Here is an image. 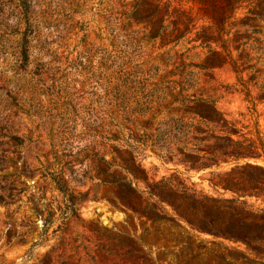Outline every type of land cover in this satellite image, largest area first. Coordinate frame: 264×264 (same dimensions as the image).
I'll return each mask as SVG.
<instances>
[{
	"label": "rangeland",
	"instance_id": "1",
	"mask_svg": "<svg viewBox=\"0 0 264 264\" xmlns=\"http://www.w3.org/2000/svg\"><path fill=\"white\" fill-rule=\"evenodd\" d=\"M213 2L0 0V264H264L261 249L210 231L264 209L263 195H240L218 183L248 188L258 171H238L245 160L198 155L190 157L198 161L192 166L152 147L161 118L147 109L157 96L152 86L168 80L176 60L203 62L206 49H187L201 44L195 39L203 27L215 26ZM259 13L264 0H246L236 15L263 32L251 33L263 41L259 50L246 47L263 59ZM176 29L187 34L173 49L171 37L150 38ZM196 52L200 58L188 57ZM257 70L255 81L242 74L250 98L230 66L196 68L195 90L217 100L238 131L235 140L248 138L264 152V98L255 85L264 82V65ZM138 100L140 113L133 111ZM128 128L147 145L130 148ZM222 143L210 139L199 149L235 148ZM251 161L264 166V157ZM202 163L209 166L198 168ZM211 198L234 202L225 203L223 216L193 202ZM168 200L196 214L205 229Z\"/></svg>",
	"mask_w": 264,
	"mask_h": 264
},
{
	"label": "trees",
	"instance_id": "2",
	"mask_svg": "<svg viewBox=\"0 0 264 264\" xmlns=\"http://www.w3.org/2000/svg\"><path fill=\"white\" fill-rule=\"evenodd\" d=\"M245 1L214 0L212 5L216 11L214 16L215 26L203 27L197 33V39H195V41L201 40V44L187 49L188 52L199 47L206 49L203 62L179 64L176 60L173 63L174 69L167 73L168 80L160 79L153 84L152 90H154L153 92L157 96L148 102L150 107L147 109L150 108L149 111L153 117H161L158 122L159 127L157 128L159 130V138L152 144V147L163 157L171 160L178 159L186 163L190 162L192 166L198 165V161L190 160V157L194 155L201 156L202 159L215 158L218 160V163H220L221 157L224 158V161L233 160L239 162L240 160H245L244 164L237 165L236 169L238 171L242 170L244 166L258 171V174H256L257 180L248 186V188L247 186L242 188L244 186L229 184L226 180H219L218 183L223 185L225 189L240 195L244 192L250 196L257 194L264 196V182L259 181V179H264V166H256L251 161L252 158L264 157V152H260V148L256 142L248 138L235 140L233 135H236L238 131L235 130L233 123L226 115L218 109L217 100L211 96L198 95L197 90H195L196 86L199 85V79L195 71L196 68L210 70L216 67L230 66L239 76V80L243 86L241 91H245L248 98L251 97V89L248 87V82L242 74L244 72L251 73L250 80H257L262 74L261 71L257 70V66L260 63L264 65V58L262 59L260 56L253 58L246 51V47L250 46V50L253 51L255 49L259 50V45H262L263 41L258 37H253L251 33L262 34L263 32L259 30L251 31L253 29L251 28L252 26L248 22H245L243 18L237 20V10ZM255 16L264 20V14L262 13ZM228 22H230L229 28L226 27ZM239 26L240 28H238ZM213 27H215V31L212 30ZM186 34L187 30L180 31L176 29L175 32H161L159 30L154 33V36H150V38L160 37L163 39L171 37L172 40L169 43L173 44V49ZM254 43L256 45L252 46ZM257 44L259 45L257 46ZM242 48L245 49L241 51ZM235 49L238 52L237 56L234 55ZM24 53L27 58L31 56L30 49L28 48L24 50ZM190 56L200 58L201 54L197 52L193 54L189 53L188 57ZM254 60L255 62H253ZM166 67H169V65L166 64ZM255 85H258L257 87L261 89V97L264 98V82L261 85L256 82ZM178 89L179 91L177 92L176 90ZM190 91H195V94L189 95L187 92ZM162 93L164 94L161 96ZM140 103L144 104L140 100L137 101L133 110L136 113L141 112L139 110ZM253 104L256 106L255 103ZM128 131L133 143H137L136 145L133 143L128 144L130 148L138 149L137 145L139 144L147 145L144 135L137 137L136 129L128 128ZM114 136L116 137L115 140H121L119 136ZM210 139L233 145L235 148L228 150L223 145H220L218 148H213V150L203 153L199 149V145ZM260 145L264 149V143L261 142ZM206 166H209V164L202 163L198 168ZM214 185L217 186L216 183ZM62 187L59 184V189ZM193 194L197 196V192ZM168 201L181 216L187 218L195 227L202 230L205 229L197 220L196 214L185 212L175 202ZM193 202L200 206L203 205L204 209L212 208L219 215L223 216L224 212L229 209L225 203H232L234 200L211 198L212 203L210 204H206L204 201H196L195 199ZM205 205L208 207H205ZM203 206L201 207L203 208ZM204 209H201L199 213L203 212ZM251 215L254 218L250 221L236 222L233 218H230L221 224L226 227L217 226L218 228H210V231L221 237L254 245V247L261 249L264 254V209L261 212L251 211ZM237 226H244L245 228L238 229L236 228ZM241 235H245V237Z\"/></svg>",
	"mask_w": 264,
	"mask_h": 264
}]
</instances>
